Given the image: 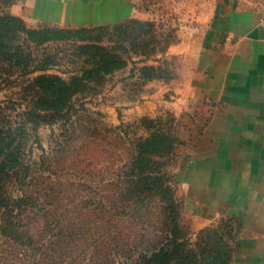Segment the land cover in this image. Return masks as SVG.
Instances as JSON below:
<instances>
[{"label": "trees", "instance_id": "1", "mask_svg": "<svg viewBox=\"0 0 264 264\" xmlns=\"http://www.w3.org/2000/svg\"><path fill=\"white\" fill-rule=\"evenodd\" d=\"M160 26L129 19L90 29H29L20 18L0 15V74L20 80L17 99L0 102V234L19 249L22 259H30L28 263L70 264L75 252L97 253L84 245L86 213L96 204L94 210L102 220L100 231L107 239L102 244H113L108 256H103L124 258L119 263L99 264H209L200 262L188 228L179 224L180 203L172 186L176 184L172 165L177 139L160 131L138 142H123L127 157H119L116 165L112 159L111 166L100 167L113 182L112 191L103 189L97 202L83 204V211L68 218L65 207L56 210L54 201L67 195L71 184L67 178L98 175V166L95 173L82 155L83 147L73 144L84 131L90 136L99 132L92 125L80 131L84 122L72 108L73 99L91 83L98 84L128 64L137 66L144 81L167 78L166 53L172 41L162 39ZM50 43L68 45L69 56L81 67L67 78L48 74L29 78L42 70L33 66L35 62L38 66L51 62L47 53L42 54V61L34 55L37 48ZM41 123L61 126V139L56 143L61 160L55 165L58 173L50 171L51 166L43 167V161H36L28 149L27 127ZM54 179H60V184ZM40 221L43 227L37 228ZM207 240L199 243L209 256Z\"/></svg>", "mask_w": 264, "mask_h": 264}, {"label": "rangeland", "instance_id": "2", "mask_svg": "<svg viewBox=\"0 0 264 264\" xmlns=\"http://www.w3.org/2000/svg\"><path fill=\"white\" fill-rule=\"evenodd\" d=\"M256 11L264 16V0H0V15H10L20 18L29 29H90L99 26H113L129 19L151 21L160 24L162 39H170L172 44L167 50L168 76L163 79L144 81L139 78L137 66L128 64L110 75L104 77L98 84L91 83L72 102V108L84 122V128L92 125L99 134L91 135L84 131V135L73 145L82 148V155L98 169V175L81 180L76 177L67 178L71 184L67 185V195L58 196L55 200L56 210L65 207L68 218L74 217L85 203H95L102 190L112 191V178L106 176L100 167L103 164L114 165L120 158L127 157L125 143L138 142L158 131L177 139L175 161L172 165V175L176 184L172 186L179 201L180 226L188 228L192 246L200 262L209 264H237L235 249L232 246L231 229L233 223L229 218H218L206 223V218L195 217L192 224L190 200L182 194L183 188L179 185L183 170L189 168L192 157L198 155L196 140L190 139L184 127L189 128V121L183 119L185 111L182 102L174 104L175 97L191 76L194 68V59L178 53V47L187 43L196 42L201 35H214L226 31L223 24L224 17L238 11ZM66 44L50 43L37 48L34 55L37 61H42L47 53L51 56L49 64L37 62L33 64L37 70L31 77L40 74L57 75L67 78L81 67V63L70 55L71 49ZM170 50V52H168ZM176 49V50H175ZM60 53V54H59ZM60 57V58H59ZM63 57V58H61ZM47 68L46 70H44ZM19 79L16 76L0 74V102L15 100L20 91ZM188 101V110L191 108ZM108 129L110 131H108ZM28 149L36 161H43V167L58 173L61 163L57 157L62 129L59 124L50 125L41 123L37 126L28 125ZM116 138H121L118 140ZM101 142V143H100ZM109 158V159H108ZM96 173V172H95ZM108 173V172H107ZM183 175V174H182ZM59 176V174H58ZM63 179V180H67ZM60 179H54L59 185ZM85 185V186H84ZM96 206V204H95ZM87 214L85 228L87 248L97 250L92 256L83 253H74L70 264H99V262H122L121 256L107 258L111 252L112 243L102 244L103 237L100 231L101 218L94 210ZM90 206L88 205L87 208ZM25 221V220H23ZM34 227V226H32ZM41 228L42 222H38ZM105 237V234H104ZM210 245L209 256L207 249L199 243L207 239ZM107 239H104L106 242ZM80 249H83L82 247ZM104 251V254H102ZM219 251V252H217ZM224 251L223 253H221ZM225 255L223 256V254ZM74 259V260H73ZM28 257H21L18 248L3 240L0 234V264H31ZM64 261V258L59 263ZM222 261L221 263H219ZM110 264V263H109Z\"/></svg>", "mask_w": 264, "mask_h": 264}, {"label": "crops", "instance_id": "3", "mask_svg": "<svg viewBox=\"0 0 264 264\" xmlns=\"http://www.w3.org/2000/svg\"><path fill=\"white\" fill-rule=\"evenodd\" d=\"M223 20V33L177 49L194 68L174 104L186 102L184 133L199 149L179 185L192 224L229 218L233 262L264 264V16L244 10Z\"/></svg>", "mask_w": 264, "mask_h": 264}]
</instances>
